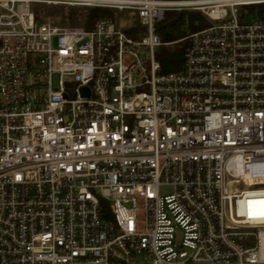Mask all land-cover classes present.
Listing matches in <instances>:
<instances>
[{
    "label": "built area",
    "instance_id": "1",
    "mask_svg": "<svg viewBox=\"0 0 264 264\" xmlns=\"http://www.w3.org/2000/svg\"><path fill=\"white\" fill-rule=\"evenodd\" d=\"M262 200L264 0H0V264H264Z\"/></svg>",
    "mask_w": 264,
    "mask_h": 264
},
{
    "label": "trees",
    "instance_id": "2",
    "mask_svg": "<svg viewBox=\"0 0 264 264\" xmlns=\"http://www.w3.org/2000/svg\"><path fill=\"white\" fill-rule=\"evenodd\" d=\"M62 22L78 24L77 18L80 12L74 8L57 11ZM110 14L109 11L101 8H89L83 18L84 25L91 27L98 17ZM204 25V19L198 12L193 11H167L164 19L155 24V32L161 42L169 43L159 46L155 53L161 63L162 72L176 71L182 68L184 52L188 41L184 38L189 31H195ZM184 38V39H182ZM181 39V40H180Z\"/></svg>",
    "mask_w": 264,
    "mask_h": 264
},
{
    "label": "rangeland",
    "instance_id": "3",
    "mask_svg": "<svg viewBox=\"0 0 264 264\" xmlns=\"http://www.w3.org/2000/svg\"><path fill=\"white\" fill-rule=\"evenodd\" d=\"M68 8H70V7H66V6H42L39 8V11L44 17H40V18H44L42 20H50L51 22H53L55 24H59V25H81V26H83L84 22L82 20L86 15L87 9H85V8H74V9H77L78 12H80V16H78V18H77L78 24H70L67 21L63 23L61 20V16L57 12L61 9H63L64 11L68 10ZM244 10H245V8H241L240 12H243ZM193 12H196V11H193ZM119 15L124 16L123 14H119Z\"/></svg>",
    "mask_w": 264,
    "mask_h": 264
},
{
    "label": "bare ground",
    "instance_id": "4",
    "mask_svg": "<svg viewBox=\"0 0 264 264\" xmlns=\"http://www.w3.org/2000/svg\"><path fill=\"white\" fill-rule=\"evenodd\" d=\"M258 202H259V201H258ZM262 202H264V200H262ZM257 213L264 214V207H262V208H258V209H257Z\"/></svg>",
    "mask_w": 264,
    "mask_h": 264
}]
</instances>
